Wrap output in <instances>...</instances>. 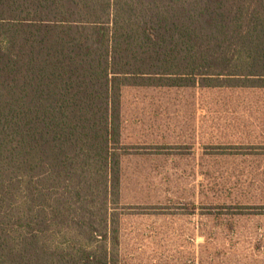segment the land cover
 <instances>
[{
    "label": "trees",
    "instance_id": "1",
    "mask_svg": "<svg viewBox=\"0 0 264 264\" xmlns=\"http://www.w3.org/2000/svg\"><path fill=\"white\" fill-rule=\"evenodd\" d=\"M264 89V0H0V264H120L122 93Z\"/></svg>",
    "mask_w": 264,
    "mask_h": 264
},
{
    "label": "rangeland",
    "instance_id": "2",
    "mask_svg": "<svg viewBox=\"0 0 264 264\" xmlns=\"http://www.w3.org/2000/svg\"><path fill=\"white\" fill-rule=\"evenodd\" d=\"M120 264H264V89L122 93Z\"/></svg>",
    "mask_w": 264,
    "mask_h": 264
}]
</instances>
